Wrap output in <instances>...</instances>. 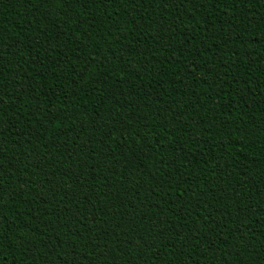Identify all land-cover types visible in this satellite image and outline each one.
<instances>
[{
	"label": "trees",
	"instance_id": "obj_1",
	"mask_svg": "<svg viewBox=\"0 0 264 264\" xmlns=\"http://www.w3.org/2000/svg\"><path fill=\"white\" fill-rule=\"evenodd\" d=\"M0 264H264V0H0Z\"/></svg>",
	"mask_w": 264,
	"mask_h": 264
}]
</instances>
